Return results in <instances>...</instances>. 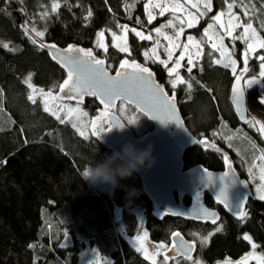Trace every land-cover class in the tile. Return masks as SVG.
Returning a JSON list of instances; mask_svg holds the SVG:
<instances>
[{
	"label": "trees",
	"instance_id": "1",
	"mask_svg": "<svg viewBox=\"0 0 264 264\" xmlns=\"http://www.w3.org/2000/svg\"><path fill=\"white\" fill-rule=\"evenodd\" d=\"M128 1L23 0L20 3L8 0L6 3L0 0V162H6L0 163V264H67L69 257V264H75L77 247L67 250L58 247L46 230L49 225L53 227L52 221L59 224L58 219L68 225L72 235L84 233L91 239L104 259L102 264H153L116 230L115 209L119 207L123 209L122 220L128 235L133 237L140 232L137 215L127 207L130 203L144 208V226L155 242L170 243L175 231H181L189 239L198 237L199 240L201 236L211 235L221 222L222 231L213 233L206 244L198 241L200 246L196 254L207 264L228 258L240 259L249 253L252 247L242 239L245 234L252 237L258 251L264 255V200L249 198L245 208L248 216L242 221L226 212L206 192L205 203L220 213L213 224L158 213L146 196L138 174L122 180L121 186L116 187L112 194L99 190L85 182L81 173L91 164L105 163L115 151L98 136L81 137L71 125L60 123L46 112L40 102L33 103L28 98L31 95L29 78L35 85L45 88H59L67 79V72L51 59L49 53L38 43H32L31 36L37 38L31 31L33 27L46 31L44 40L38 38L43 42L62 48L73 45L93 51L97 35L102 30L120 33V25L125 22L153 29L167 19L149 22L145 0H137L134 9L127 13ZM54 3L59 7L52 11ZM227 3H233L241 16V26L236 35H241L248 22L264 35V29L260 27L264 21V0H227ZM227 3L225 0H213L212 10L207 16L186 31L200 39L205 49L200 66L192 69L191 73H184L192 85L190 90L183 84L172 92L167 86L169 76L164 66L159 63L150 67L157 80L177 97L186 123L197 137L216 141V133L225 130L226 122H229L235 134L242 133V140L253 144L252 152L262 153L264 138L241 124L231 107V71L214 63L209 44L205 41L204 30L210 17L226 11ZM89 11L91 17H88ZM21 25L29 31L25 32ZM227 40L235 60L243 64L246 44L237 38L235 42L230 38ZM108 42L107 52L100 49L94 52L95 57L104 59L113 72L126 59L143 63V50L149 47V43L135 33H130L131 55L114 47L111 38ZM259 55H264V48L255 51L248 59L247 76H258ZM256 97L252 90L250 103L261 108L254 100ZM84 103L93 115L102 112L96 97H87ZM141 116L150 123L149 131L152 130L153 122L145 115ZM53 133L60 141L54 139ZM52 140L65 143L67 149L61 150ZM219 145L225 146L224 143ZM230 150L238 171L245 177L239 162L249 154H236ZM124 162L118 160L116 164ZM185 163L186 168L202 164L212 170H221L224 157L210 148L194 146L187 150ZM132 188L139 190V195L129 197L128 190ZM185 202L191 204L192 201L186 197ZM49 219L51 222L47 225Z\"/></svg>",
	"mask_w": 264,
	"mask_h": 264
},
{
	"label": "rangeland",
	"instance_id": "2",
	"mask_svg": "<svg viewBox=\"0 0 264 264\" xmlns=\"http://www.w3.org/2000/svg\"><path fill=\"white\" fill-rule=\"evenodd\" d=\"M134 1V3H133ZM129 0L128 1V8H126V12L130 13L136 5L137 0ZM204 3L205 0H145V7H146V15L149 19V13H151V16L153 19L152 21H155L160 18L167 17L166 20L162 21V23L153 28L148 29L144 25L142 26H134L129 24L128 22L121 23L120 29L121 32L118 33L114 30H102L104 32L103 38H100L99 35H97L95 46L93 47V53L95 55L94 50L100 49L104 50L103 48H100L97 46V42L103 43L108 50L109 42L108 40L111 38L112 45L116 47L118 50H120L121 47H127L128 51L125 52L129 55L132 54V48L130 44V33H134L132 31L133 28L136 29V31L142 32L145 36L151 35L152 39L147 40L146 42L149 43V47L147 49L143 50V55L145 52L148 53V56L146 57L144 55V62L142 64L150 67L154 66L155 64H159L156 57L159 58V60H165L168 64L169 68H173L175 66L174 62L179 59L181 56H183V59L179 60L180 67L177 69V72L185 81V72L186 68L189 67L188 60L191 58L192 60V69L195 67L200 66L202 59L205 55V49L203 46V42L195 37L193 34L187 33L186 31L192 27H195L199 24V22L204 19L208 12L205 13L204 9ZM213 3V0H211V4ZM159 5V7H157ZM161 8H164L165 11L163 15H161ZM212 10V7H211ZM210 10V11H211ZM224 15L221 16L220 21L214 22L212 19H210L209 24H213V28L208 29L207 35H205V41L209 44V47L211 49V55H213V61L215 64L220 65L222 67L228 68L231 71L232 77L234 78L236 75L240 74L243 71L244 68V62L243 64H240L238 61L235 60L233 54L231 53V48L228 43L227 38L232 39V42H235L234 37H238L244 35L243 30L241 35H236V30L241 26V16L239 13L236 12L235 6L229 11L227 8L226 11H223ZM217 13L214 16L219 15ZM236 17H239V20L236 19ZM171 20L172 24L168 25V21ZM188 21H191L193 26L188 27ZM264 23V21L262 22ZM208 24V25H209ZM220 24H223L224 27L221 28ZM207 25V28H208ZM121 26H126L127 31L122 30ZM253 29H255V33L249 32L247 34V43L245 40L240 39L246 44H252L253 48L252 51L249 52L248 59L254 54L255 51L262 48L260 47V42L264 41V35L257 29L253 24ZM156 28H160L161 32L160 34H157L155 32ZM183 28V32H180V29ZM206 28V29H207ZM264 29V28H263ZM36 31H44L45 35L43 37H38L41 40L45 39L46 31L45 30H36ZM101 32V31H100ZM112 33H115V38L112 36ZM193 37V40L191 42L188 41V37ZM167 37V38H166ZM170 38V39H168ZM187 44L188 48L185 51L184 45ZM213 44H215V48H213ZM171 50L172 56L169 58L168 56V50ZM86 50V49H85ZM154 50V51H153ZM92 51V50H91ZM98 59L99 57L96 56ZM101 58V57H100ZM129 58V57H127ZM131 59V58H130ZM132 61H135L136 63H140L138 60L131 59ZM219 61V63H217ZM233 61H235V64L233 65ZM227 65V66H226ZM248 65V62H247ZM236 68V72L234 73L232 71V68ZM151 68V67H150ZM152 69V68H151ZM153 70V69H152ZM154 71V70H153ZM155 73V72H154ZM169 76V75H168ZM258 80H260V83H257L253 85L252 87H248L246 84V81L248 79H251L252 76H247V72L243 74L245 87L248 93V108H249V119L248 121H252L253 119L259 121L261 124H264V104L260 103V97L261 93L264 92V78H260L259 74L256 76ZM175 75L169 76L167 86L169 87L172 92H175L182 83H178L177 87L175 89L172 88V85L170 83L171 80L175 79ZM28 84L30 83L32 87L30 88V94L31 96H34L36 102H40L43 106V109L45 108V104L43 103L44 97L40 94L41 89H43L44 93H51L50 96L47 97V107L50 109V111H47L49 114L52 112H56L57 115H59L62 119L65 120V124H69L73 127L77 133L80 135V131H83L85 133L84 136H81L83 138L92 137V122L95 121L96 124H100L102 120L105 121L103 118L102 120L99 119L100 114H97L96 116L90 113L88 108L85 105V99L89 96H84V100H78V99H67V97L64 95V93H59V88H45L35 85L31 78L27 79ZM188 82V81H187ZM186 88H187V84ZM35 90V91H34ZM187 90H190L187 88ZM255 91V97L254 100H256V103L261 108L254 107L250 103V95L251 91ZM260 95V96H259ZM178 100V99H177ZM100 104V103H99ZM102 107V106H101ZM123 107V111H121V108ZM232 107V105H231ZM102 112L104 111V108L102 107ZM233 109V108H232ZM116 112L119 114V116L129 125L132 130L134 131L136 137L140 138L142 137L146 132L149 131L150 123H146L144 118L141 116V112L137 110L133 105L127 104L124 102L122 104V101L119 102V104L116 107ZM86 113V115H85ZM52 115V114H51ZM132 115H135L137 118L136 124H129L128 119ZM144 115V114H143ZM53 116V115H52ZM55 117V116H54ZM0 122H1V115H0ZM226 129L220 130L216 133V141L214 140V144H217L222 150H229L231 153L233 150L234 153L238 154L241 152H247L249 155H246L245 160L243 162H239V167L242 168L244 172L245 178L248 179V181L251 183L252 186V195L249 197L251 198H258L259 192L258 188L261 185H264V180L261 179L262 176H264V160H262L260 157L262 153L259 152H252V149L254 146L253 144L247 140V142L242 140V133L233 132V128L230 126L229 122H226ZM249 129H252L254 132L256 131L259 135H261L260 132L256 130V128L250 126V124L246 125ZM259 125H257L258 127ZM0 129H2V125L0 123ZM52 136H54V139L57 141L59 140V137L53 133ZM196 136V135H195ZM262 136V135H261ZM87 138V139H88ZM199 138V137H198ZM264 138V136H262ZM200 139V138H199ZM55 140H52L54 142L55 146L60 148L61 150L65 151L66 145L63 142H56ZM236 141V142H235ZM251 143H249V142ZM224 143L225 146H220L219 143ZM235 142V143H234ZM208 148V147H207ZM228 151V152H229ZM187 152V151H186ZM229 152V153H230ZM186 154V153H185ZM233 154V153H232ZM99 165V164H95ZM186 169V168H185ZM222 171V170H217ZM95 188L106 191L109 193H114L115 188L110 186H101ZM130 212L135 213L139 219V223L141 225L140 232L137 235L143 236L144 232H147V238L144 240L143 247L147 249V251H140L142 254L153 264H183L184 260H186V264H193V261H199V264H207L203 262L198 255L195 253V255L192 257V260H188L184 257L179 258H172L167 256V252L170 247V243L168 242H155L151 240L149 231L145 228V210L141 206L130 203L127 205ZM157 209V207H156ZM122 208L117 207L115 209V226L116 230L118 231L120 236H123L126 238L129 243L136 249V242H135V236L130 237L127 232V227L124 221L122 220ZM158 211V209H157ZM244 212H247L246 209ZM159 213V212H158ZM161 214V213H160ZM59 224H57L55 221H52L53 227H50L51 219L48 220L46 227V230L48 233H50V239L54 242H56L57 246L60 247V241H63L65 237L69 234H71L68 230V225L66 226L65 222H61V219H58ZM201 222V221H200ZM223 225V224H222ZM221 222L218 225V227H222ZM223 228V227H222ZM217 232L216 230L213 232ZM208 235V240L212 236ZM72 235V234H71ZM62 236V237H61ZM73 236V246H76L75 248V254L77 259L75 264H102L104 262L103 257L100 255V253L96 250L95 246L92 244L91 239L86 236L84 233H77L75 236ZM61 237V238H60ZM205 237H198L191 240L194 244H196L197 247H199L198 241H202ZM253 241V240H252ZM165 245L166 247L160 248L159 245ZM71 247V248H72ZM70 249V248H68ZM67 250V249H64ZM165 256L168 257L167 260H165ZM245 257H248L246 264H264V255L258 251V248L255 250L251 249L249 253L245 254L240 259H232L228 258L223 261L217 262L216 264H224L225 261L230 260L232 264H237V262L242 261ZM70 257L66 260V263L69 264Z\"/></svg>",
	"mask_w": 264,
	"mask_h": 264
},
{
	"label": "water",
	"instance_id": "3",
	"mask_svg": "<svg viewBox=\"0 0 264 264\" xmlns=\"http://www.w3.org/2000/svg\"><path fill=\"white\" fill-rule=\"evenodd\" d=\"M31 37L35 39L36 43H38L39 45H41V43L46 45L53 44L43 42L35 36ZM43 48L49 53L51 59L66 72L67 68L64 67L63 63H61V58H71L81 55V53L77 52H66L65 50L67 48H62L58 45H56L55 49L51 47ZM53 56H55L56 59H53ZM128 61L131 63L130 60ZM138 64L149 68L154 74L152 79L155 80L156 83L163 86V90L165 93H167L169 98H175L174 103L176 107V112L182 122L183 127L175 123L163 125L158 121L152 120L146 116L151 122H153L154 128L149 132L145 133L142 137L138 138L136 137L132 128L127 125V123L116 112V107L121 101L117 100L115 108H112L110 112L105 114V122H101L100 124H98V126L105 127L108 124V121L112 120L113 124L119 122L123 124L124 127H114L111 131H104L98 137L115 152L119 151L121 153L123 152L124 145L128 143H133L138 148H144L149 143L154 144V155L156 157L157 163L155 167L143 170L141 173L138 174V176L141 180L143 190L146 196L155 205V207H157L159 213L183 219L190 218L201 222H211L210 218H202L204 210H208L209 212L214 213L217 217H219L220 213L218 210L209 207L205 203L204 193L208 192L214 198V200L219 203L217 197L220 194L221 190H223L226 195L221 198H224L229 202L231 210L229 207H225L224 204H219L225 209L226 212L238 217L235 213L245 210V204L247 199L249 198V190L247 186L245 187V184L242 181L233 162L229 158L225 164V169L222 171L212 170L202 164H197L192 167L186 168V151L194 146H201L203 148L207 147L203 144L195 143L194 140H207L209 144H213V142L207 138L199 139L197 136H195V134L190 130L186 123L177 97L175 95H171L166 89L165 85L157 80L154 71L150 67L142 63ZM105 67L107 68L109 75L112 77H114L116 71L119 70L118 67V69L113 72L111 69L108 68L106 61ZM126 70L129 76H131L134 71V69L130 66L127 67ZM79 71V69L76 70L77 74L73 77V82L77 81L79 77ZM236 76L233 78L231 83L229 100L232 105L234 114L239 120V122L243 125H247L248 123H245V120L241 119V115H243L246 120L249 119L248 93L245 87L244 78H242L241 86L243 87L244 92L238 110L236 103V95L233 92V88L236 86ZM82 100H84V97L82 98ZM130 105H133L136 108L134 104ZM101 106L103 107V105ZM104 123H106V125H104ZM173 132L175 133V135L170 134ZM219 151L225 153V151L222 149H219ZM125 159L130 158L126 157ZM229 163H231L232 166L231 171L228 167ZM205 169L207 170V172L212 174L214 183L208 184L207 177L204 172ZM225 173H228V175L225 176ZM232 181H235V183H232ZM186 197H189L191 199V204H187L185 202ZM241 199L242 202H239L241 201ZM171 213H182V215H174ZM174 233H179L180 235L178 237L172 235L167 256L172 258H186L187 255H191V257H193L197 251L196 244L189 240L181 231H175ZM73 243V236L69 234L61 242V244H63V247H60L62 249H68L73 246ZM173 244H175V248H173Z\"/></svg>",
	"mask_w": 264,
	"mask_h": 264
},
{
	"label": "snow or ice",
	"instance_id": "4",
	"mask_svg": "<svg viewBox=\"0 0 264 264\" xmlns=\"http://www.w3.org/2000/svg\"><path fill=\"white\" fill-rule=\"evenodd\" d=\"M7 3L8 0H5ZM18 2L22 3L23 0H18ZM225 3H227V0H225ZM204 9L205 13L211 10L212 4L211 0H205L204 3ZM234 4L233 3H227V8L229 11L233 8ZM59 7V4L54 3L52 5V11H55ZM159 7V5H157ZM22 11V9H21ZM165 9L161 8V15H163ZM244 15H247V12L243 13ZM45 17L47 16V13L44 14ZM224 13L220 12L219 15L210 17L214 22H219L221 19V16H223ZM92 13L91 11L88 12V17H91ZM88 17H85L87 19ZM153 19L151 16V13H149V22ZM237 20H239V17H236ZM172 21H168V25H171ZM193 24L191 21H188V27H192ZM22 28H25V32L29 31L24 25H21ZM220 27L223 28L224 25L220 24ZM261 28H264V23H261L260 25ZM122 30L127 31L126 26H121ZM213 28V24H209L208 28L205 29V35L208 33V29ZM32 32L35 33L36 36L38 37H43L45 35L44 31H36V29L33 27L31 29ZM132 31L135 33L137 37H139L141 40H151L152 36L149 34L145 36L142 32L136 31L135 28L132 29ZM155 32L157 34H160L161 29L156 28ZM180 32H183V28L180 29ZM249 32L255 33V29H253L252 23L248 22L246 25L243 26V33L244 35L238 37L239 39L245 40L247 43V34ZM100 38H103L104 32L101 31L98 33ZM112 36L115 38L116 34L112 33ZM167 38V37H166ZM237 37H234L233 39H236ZM170 39V38H168ZM188 41L191 42L193 40V37L189 36ZM32 43H36V40L33 39ZM97 46L100 48H103L105 52H107V47L101 43L97 42ZM4 47H8L7 45H4ZM40 47H51L53 49L56 48L55 44L51 45H46L41 43ZM215 44H213V48H215ZM260 47L264 48V41L260 42ZM188 45H184L185 51L187 50ZM252 44H247V48L243 52V57H244V68L243 71L236 76V86L233 88V92L236 95V103H237V109L239 110L240 106V101L243 96L244 89L241 86V80L243 78V74L248 72V67H247V62H248V56L249 52L252 51ZM66 52H77L81 53L80 56L76 57H71V58H61V63H63L64 67L67 68V79L64 80L63 84L60 85L59 87V93H64V95L67 97V99H82L84 96H92L96 97L99 100V103L103 105L104 112H101L99 119H103L106 113L110 112L112 108H115L116 106V101L121 100L122 104L126 102L127 104H134L136 108L145 116L149 117L152 120H156L159 123L163 125H167L169 123H175L177 125H180L183 127L182 122L177 115L176 112V107L174 103V97L169 98L167 93L164 92L163 86L156 83L155 80L152 79L153 73L152 71L144 66H141L140 64L136 63L135 61H132L131 63L128 60H124L120 65H119V70L116 71V74L114 77L110 76L108 73L107 68L105 67V61L103 59H97L95 58L93 52L91 50H85L83 48H78L76 46L70 45L66 50ZM121 52H127L128 48L127 47H121L120 48ZM154 51V50H153ZM144 55L147 57L148 53L145 52ZM168 56L171 58L172 52L169 49L168 50ZM53 59H56L55 56H53ZM158 62L164 66L166 69L168 75L171 77L175 75V79L171 80L170 83L172 85V88L175 89L177 87L178 83L182 84H187V88L191 89L192 85L191 83H188L179 75L177 72V69L180 67L179 60L183 59V56H181L179 59H177L174 64L175 66L173 68H169L168 64L165 60H159L158 57H156ZM257 59L260 61V72H259V77L264 78V55H259ZM219 63V61H217ZM233 65L235 64V61L232 62ZM189 67L186 68V71L188 73L192 72V60L189 58L188 60ZM132 67L134 69L133 73L131 76L128 75L127 73V67ZM227 66V65H226ZM79 69V77L76 82H73V77L77 74L76 70ZM232 71L235 73L236 68L233 67ZM261 81L257 79L255 75L252 76L251 79H248L246 81V84L248 87H252L253 85L260 83ZM27 83V81H26ZM264 85V84H262ZM29 88L32 87V85L29 83L28 84ZM35 91V90H34ZM40 94L43 99V103L45 104L44 110L50 111V109L47 107V97L51 95V93H44L43 89L39 90ZM30 100H32L33 103H36V100L34 96H29L28 97ZM260 103L264 104V92L261 93L260 97ZM123 107L121 108V111H123ZM53 116L56 117L57 120L60 121V123H65V120L62 119L59 115H57L56 112L51 113ZM86 115V113H85ZM241 119L245 120V123L250 124V126L256 128L258 132L261 133L262 136H264V124H261L259 121L253 119L252 121H248L245 119L243 115H241ZM129 124H136L137 123V118L135 115H132L128 119ZM257 125H259L257 127ZM75 127V125H73ZM92 135L93 136H100L104 131H111L114 127L115 128H123L124 125L116 122L113 124L112 120L108 121V124L105 127H100L96 124L95 121L92 122ZM80 135L84 136L85 133L83 131H80ZM87 139L88 137L85 136ZM195 143L203 144L207 147H212L216 148L215 144H209L207 140H199L196 141L194 140ZM217 151H219L218 148H216ZM262 153H264V150H262ZM262 160H264V154L261 155L260 157ZM225 161H228L227 155L224 156ZM0 163H6V162H0ZM229 170L231 171V163L228 164ZM205 175L207 177V182L208 184L214 183L212 174L207 172V170H204ZM228 173H225V176H227ZM262 180H264V176L261 177ZM232 183H235V181H232ZM243 183V182H241ZM246 187V185H245ZM259 194V199L264 200V185H261L258 188ZM199 195V194H197ZM226 193L221 190L220 194L218 195L217 199L219 203H222L225 205V207H229L231 210V207L229 205V202L221 197H224ZM242 202V199L241 201ZM238 202V203H239ZM174 215H182V213H171ZM240 220H245V218L248 216L247 212L244 211H239L235 213ZM204 219H211V222L213 224L216 223L218 217L214 214L209 212L208 210H204L203 217ZM217 232L222 231V227H217L216 228ZM174 236L178 237L180 234L179 233H174ZM147 238V232L143 233V236L137 235L135 237V242H136V250L137 251H147L143 247L144 240ZM242 239L245 241H248L251 244V247L253 250L257 248V244L252 241V237L250 235L245 234ZM208 237H205L201 243H207ZM63 247V244L60 245ZM29 247H33V245H29ZM160 248L166 247L165 245L161 244L159 245ZM175 244H173V248H175ZM168 257L165 256V260H167ZM186 259L192 260L191 255H187ZM248 257H245L242 261L237 262V264H246ZM193 264H199V261H193ZM224 264H232L230 260H227L224 262Z\"/></svg>",
	"mask_w": 264,
	"mask_h": 264
},
{
	"label": "clouds",
	"instance_id": "5",
	"mask_svg": "<svg viewBox=\"0 0 264 264\" xmlns=\"http://www.w3.org/2000/svg\"><path fill=\"white\" fill-rule=\"evenodd\" d=\"M175 135V133H170ZM154 144L149 143L144 148H138L133 143L124 145L123 152H114L108 160L99 165H89L82 173L81 178L90 186L120 187L121 181L141 173L145 169L155 167L157 161L154 155ZM130 159H125V158ZM124 160L122 164L116 161ZM129 197L139 195V190H128Z\"/></svg>",
	"mask_w": 264,
	"mask_h": 264
},
{
	"label": "flooded vegetation",
	"instance_id": "6",
	"mask_svg": "<svg viewBox=\"0 0 264 264\" xmlns=\"http://www.w3.org/2000/svg\"><path fill=\"white\" fill-rule=\"evenodd\" d=\"M103 118L105 119V117H103ZM102 122H105V121L102 120ZM104 125H106V123H104ZM212 142H213V141H212ZM213 144H214V142H213ZM215 146H216V148L221 149L217 144H215ZM209 148L212 149V150L215 151V152H218V153L223 154V157H224L225 155H227L228 159H229V158L231 159V161L233 162L235 168L237 169L236 164H235V161L233 160V158H232L231 154L228 152V150H226V151L224 150L225 153H222V152H220V151H217L216 148H212V147H209ZM226 162H227V161H225V159H224V167H223L221 170H224V169H225V164H226ZM237 171H238V169H237ZM238 173H239V175H240L242 181L244 182V184L247 186V188H248V190H249V196L252 195V191H253V190H252L251 183L248 181L247 178L242 177L239 171H238ZM205 193H206V192H205ZM205 193H204V194H205ZM207 193H208V192H207ZM249 198H250V197H249ZM249 198L247 199V201L249 200ZM247 201H246V204H247ZM191 203H192V202H191ZM246 204H245V205H246Z\"/></svg>",
	"mask_w": 264,
	"mask_h": 264
}]
</instances>
